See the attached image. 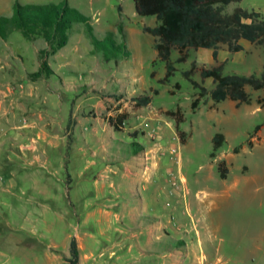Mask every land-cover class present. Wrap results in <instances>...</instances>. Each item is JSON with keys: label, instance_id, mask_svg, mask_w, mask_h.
Returning a JSON list of instances; mask_svg holds the SVG:
<instances>
[{"label": "rangeland", "instance_id": "rangeland-1", "mask_svg": "<svg viewBox=\"0 0 264 264\" xmlns=\"http://www.w3.org/2000/svg\"><path fill=\"white\" fill-rule=\"evenodd\" d=\"M16 1L0 0V14L11 13ZM67 1L89 16L96 35L104 37L113 30L123 49L115 50L116 56L109 42L97 47L88 23L74 21L67 44L48 57L54 72L29 81L35 85L39 100L32 103L37 106L36 117L41 113L43 118L37 119L39 127L35 131L25 130L23 135L26 141H34L32 147L40 142L38 151L40 144L47 148L48 160L44 161L45 154L40 160L16 168L17 179L23 186L39 183L49 187L46 191L39 189V203L28 201L23 206L31 215L26 229L30 232L33 227L34 214L37 219L33 228L37 229L40 244L54 241L63 249L69 233L79 234L84 244L80 248L84 264H111L116 257L110 252L111 238L129 232L128 228L139 219H147L145 215L165 212L173 237H197L201 231L204 237L233 238L251 264H264V87L247 85L250 102L237 104L231 98L215 101L205 94L193 107L200 87L185 73L194 61L198 67L225 61V73L260 74L264 46L242 39L243 49L233 51L221 44L216 57L213 47H191L186 60H178L180 53L174 48L171 58L176 69L163 80L166 62L157 54L155 35L144 29V25L157 23L156 15L138 13L135 0ZM237 6L259 10L264 16V0H233L225 5V11L231 12ZM43 46V38L30 40L21 30L0 37V75L6 71L10 74L9 67L18 76L38 69V50ZM191 77L209 90L215 85L213 78H203L200 70ZM140 93H152V101L137 105L133 97ZM177 108L184 116L180 125L183 134L177 130L174 116L167 113ZM120 112L128 113L123 129H117L108 119ZM28 115L25 113V123L33 121ZM2 122L3 140H7V130L20 131ZM217 132H223L225 140L212 155ZM68 134L74 137L71 145L54 136ZM51 137L53 142L47 140ZM125 157L142 164L134 180L125 174ZM222 159L228 167L226 177L218 169ZM68 167L72 174L69 192ZM112 181L116 186L122 184L119 198H115L120 191L111 185ZM102 182L107 184L105 190L100 189ZM136 188L143 199L137 197ZM216 192L222 194L218 201H214ZM200 196L205 200L198 201ZM187 200L194 203L191 211L185 208ZM106 202H113L109 209H118L121 214L124 207V218L102 214L100 206ZM117 226L127 227L128 231L121 234ZM142 236L147 237V231ZM174 243L172 239V246ZM195 244L192 241L190 252L175 248L171 264H193L194 249H199ZM21 252L23 255L13 256L10 264L48 263L44 255L39 258V252L29 248ZM85 252L93 254L87 257ZM139 258L137 262L130 259L131 264L155 262L148 256Z\"/></svg>", "mask_w": 264, "mask_h": 264}, {"label": "trees", "instance_id": "trees-1", "mask_svg": "<svg viewBox=\"0 0 264 264\" xmlns=\"http://www.w3.org/2000/svg\"><path fill=\"white\" fill-rule=\"evenodd\" d=\"M233 0H135L138 13L142 15H156L157 23L144 25V29L155 35V47L158 56L166 62V74L163 80H167L175 71L176 66L171 58L174 48L178 49V60H186L191 47H213L214 56L221 44H226L230 50L237 51L244 48L242 39L255 42L264 46V16L261 11L237 6L233 11L226 12L225 5ZM74 21L88 23L93 35L94 43L104 46L106 42L112 44V54L118 55L122 45L115 38V32L109 30L104 37L96 35L90 18L67 0L59 2H21L17 0L11 13L0 14V37L7 38L14 30H21L30 40L41 37L45 46L39 48L38 56L40 67L29 72V76L37 79L54 72L48 57L51 53L67 44L69 40V28ZM117 50V51H115ZM225 61H219L213 66L198 67L194 61L192 67L185 73L196 86L200 87L199 95L193 100L196 107L201 96L210 94L215 101L231 98L237 104L251 101V94L247 85L254 88L264 87V66L260 74L250 73H225ZM200 70L203 78L212 77L215 83L210 90L191 75ZM154 73V72H153ZM157 91V89H156ZM152 93H140L133 97L137 105H147L152 101ZM260 98V102H262ZM175 118L177 130L180 129L184 119L180 108L168 110ZM128 118V113L120 112L117 115H109L108 119L117 129H123V122ZM259 127V126H258ZM257 127V128H258ZM225 140L223 132L215 133L213 137L214 148L212 155L222 146ZM218 169L222 177H226L228 167L226 160L218 163ZM71 176L68 174V182ZM71 253L68 256L70 264H80V250L76 236L71 239Z\"/></svg>", "mask_w": 264, "mask_h": 264}, {"label": "crops", "instance_id": "crops-1", "mask_svg": "<svg viewBox=\"0 0 264 264\" xmlns=\"http://www.w3.org/2000/svg\"><path fill=\"white\" fill-rule=\"evenodd\" d=\"M1 61L2 57L0 55V62ZM1 66H5V64L1 63ZM8 70L10 74H7L6 71V74L3 73L0 75V121L1 123L5 121V124L10 123L9 127L12 129L19 128L20 131L7 130L5 132L7 140L5 141L3 138H0V264H10L13 256L18 254L23 255L21 252L22 248H29L32 251L39 252V258L44 255L48 260L47 264H70L68 256L71 253V239L73 236H76L80 250V248L84 246L81 235L69 233L64 247L61 249L54 241L49 242L46 246L40 244L41 240L40 237L38 238L37 229L33 228L35 225L34 222L37 219L36 215L33 214V218L31 219L34 225L30 228V232L26 229L25 223L31 215L28 216L30 211L25 210L23 206H26L28 201L33 204L39 203V189L40 191H46L49 186H40L39 183L31 186H23L20 182V178V181L17 179L19 170L16 168L26 166V163L40 160L41 155L47 153V148H44L43 145L40 144L39 153L37 146L40 142L36 143V147H32L35 146L34 141H26L25 135H23L25 130L35 131L36 128L39 127V120L37 119H39V117L43 118L41 113L36 117L37 106L32 104L34 101H39L36 96L35 85L29 83L30 80L33 81L34 79L30 77L28 73L18 76L12 67H9ZM25 113L30 114V116H28L30 120H33L32 122L25 123L23 121ZM67 127L69 128V125H67ZM54 136H56V138H64L67 145L74 143V137L72 135ZM43 137L48 136L44 135ZM47 140L53 142L52 137L47 138ZM86 143L89 142L87 141ZM70 148L71 146L69 149ZM30 154L31 158H29ZM123 159L126 163L125 174L132 175L134 180V178L140 174L142 164H140L138 159H136V161H133L134 158L131 159L128 157ZM46 160H48V154H46L44 161ZM118 160L119 159H115V162ZM110 169L112 168L110 167ZM68 174H70L72 180L69 167L66 178V189L69 192L71 186L70 182H68ZM111 185L116 186L113 181ZM106 187V182H102L100 189L105 190ZM116 190H118L117 192L120 191V193H118L115 198L121 197L122 195L120 194L121 191H123L122 184L119 183V185L116 186ZM134 192L138 198L143 199L141 190L136 188ZM28 193H38V195H28ZM214 196L216 197L214 201H218L219 196H222V194L216 192ZM186 197L187 196H185V199ZM109 200L111 201L110 198ZM197 200L203 201L205 200V196H200ZM122 201H124V196ZM112 203L113 202H106L100 206L102 214L114 213L117 218L120 217V219H123L124 207L122 208L121 214L118 209L116 211L109 209ZM185 203V208H189L191 211V206L194 204H192V200H187ZM126 204L127 203L123 205ZM131 214L133 216L135 215L134 212ZM164 215L165 212L162 213V215H145L147 219L143 222L139 219L133 227L128 228V230H130L129 232H126L128 231L127 227L117 226L116 228L122 232L121 234L124 232H126V234L111 238L114 239V242L112 241V244H110V252L112 257L116 256L115 260L111 261V264H124V257L126 260L125 264H131L132 260L130 259H133V262H137L140 256L150 257L152 261H155L153 264H171V258L175 255L174 249L177 248L178 250L182 249V251L185 250L186 252H190L189 246L192 241L196 243L195 247L197 245L199 246L198 250L194 249L196 256L193 264H251L245 252L239 249L240 244H237L236 240L233 238L228 239L224 236H220L218 239L214 236V238L208 236L204 237L201 231H199L197 237H173L169 228V219L166 220ZM100 219L102 218L100 217ZM122 223L124 224L125 220H123ZM143 231H147V237L142 236ZM172 239L175 242L173 246ZM234 243H236V245ZM116 247L119 249L117 250ZM92 254L93 252H85V256L87 257L92 256ZM79 263L84 264L81 252Z\"/></svg>", "mask_w": 264, "mask_h": 264}, {"label": "built area", "instance_id": "built-area-1", "mask_svg": "<svg viewBox=\"0 0 264 264\" xmlns=\"http://www.w3.org/2000/svg\"><path fill=\"white\" fill-rule=\"evenodd\" d=\"M174 151H177L176 148L173 149Z\"/></svg>", "mask_w": 264, "mask_h": 264}, {"label": "bare ground", "instance_id": "bare-ground-1", "mask_svg": "<svg viewBox=\"0 0 264 264\" xmlns=\"http://www.w3.org/2000/svg\"><path fill=\"white\" fill-rule=\"evenodd\" d=\"M185 178V177H184ZM185 181V180H184Z\"/></svg>", "mask_w": 264, "mask_h": 264}]
</instances>
